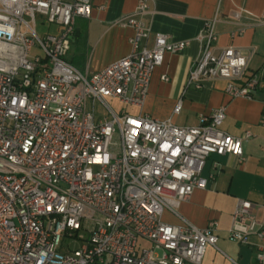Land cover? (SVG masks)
Listing matches in <instances>:
<instances>
[{
    "label": "built area",
    "instance_id": "1",
    "mask_svg": "<svg viewBox=\"0 0 264 264\" xmlns=\"http://www.w3.org/2000/svg\"><path fill=\"white\" fill-rule=\"evenodd\" d=\"M151 1L138 0L119 22L133 32L128 55L81 73L64 57L92 0H0V264H202L216 246L217 222L173 226L163 212L178 217L193 191L206 188L200 175L210 156L242 162L252 135L223 132L224 108L200 115L194 127L128 112L143 107L164 56L191 43L152 34L142 20ZM243 15L264 26V13L233 17ZM36 16L59 34L39 37ZM217 22L207 20L194 39L201 50L185 87L224 80L230 98L252 100L259 78L248 73L249 57L233 46L213 54ZM33 48L41 55L31 56ZM253 209L238 201L232 214L228 238L240 246L253 232L264 242ZM256 261L264 264L263 252Z\"/></svg>",
    "mask_w": 264,
    "mask_h": 264
},
{
    "label": "crops",
    "instance_id": "2",
    "mask_svg": "<svg viewBox=\"0 0 264 264\" xmlns=\"http://www.w3.org/2000/svg\"><path fill=\"white\" fill-rule=\"evenodd\" d=\"M137 1L92 0L90 18L75 22L65 61L81 73H94L127 56L133 32L120 27L119 22L134 14ZM239 11L259 16L264 13V0H152L150 13L142 18L152 34L191 43L179 54L164 56L163 63L152 75L143 107L128 110L134 115L141 113L160 121L171 120L178 127H194L200 115L224 108L223 132L236 138L245 132L252 135L242 144V162L230 155L210 156L200 175L207 182L206 188L193 191L179 206L178 217L163 212V222L173 226L184 220L202 229L210 221L217 222L218 241L215 247L206 249L202 264H258L257 253L264 254V242L255 232L247 237L244 246L228 238L238 201L254 205V217L264 230V26L246 15L236 20L233 14ZM215 15L218 22L213 54L233 46L249 57L248 73L259 78L252 100L230 98L225 92L224 80H205L199 90L185 87L189 67L201 50L194 39L203 30L204 23ZM241 28L244 29L241 36L230 37L231 32ZM178 103L181 108L174 113Z\"/></svg>",
    "mask_w": 264,
    "mask_h": 264
},
{
    "label": "rangeland",
    "instance_id": "3",
    "mask_svg": "<svg viewBox=\"0 0 264 264\" xmlns=\"http://www.w3.org/2000/svg\"><path fill=\"white\" fill-rule=\"evenodd\" d=\"M59 30H57L55 25L48 24L45 20H43L42 17L36 16V32H37L39 37H43V36L48 35V34H50V35L51 34L58 35L59 34ZM34 55H39L40 56L41 52L37 48H33L31 56H34ZM112 105L115 106V104H112ZM128 110H130V109H128ZM96 112H97V114H103V112H102V110H101V108L99 106L96 107ZM64 244L65 245L69 244L71 247H76L77 246V243H75L73 240H70V239L65 240ZM143 246L148 247L149 245L148 244H143Z\"/></svg>",
    "mask_w": 264,
    "mask_h": 264
}]
</instances>
